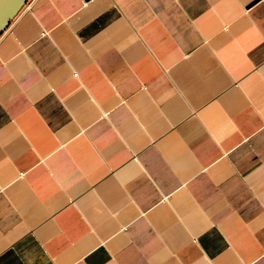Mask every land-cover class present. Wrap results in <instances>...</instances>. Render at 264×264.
I'll list each match as a JSON object with an SVG mask.
<instances>
[{
  "label": "crops",
  "instance_id": "1",
  "mask_svg": "<svg viewBox=\"0 0 264 264\" xmlns=\"http://www.w3.org/2000/svg\"><path fill=\"white\" fill-rule=\"evenodd\" d=\"M0 264H264V0H28Z\"/></svg>",
  "mask_w": 264,
  "mask_h": 264
},
{
  "label": "water",
  "instance_id": "2",
  "mask_svg": "<svg viewBox=\"0 0 264 264\" xmlns=\"http://www.w3.org/2000/svg\"><path fill=\"white\" fill-rule=\"evenodd\" d=\"M28 0H0V35L26 6Z\"/></svg>",
  "mask_w": 264,
  "mask_h": 264
}]
</instances>
